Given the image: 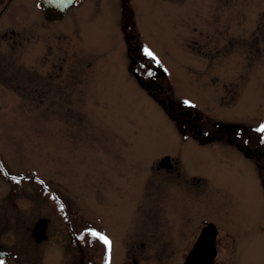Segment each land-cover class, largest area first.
I'll return each instance as SVG.
<instances>
[{
  "label": "rangeland",
  "instance_id": "obj_1",
  "mask_svg": "<svg viewBox=\"0 0 264 264\" xmlns=\"http://www.w3.org/2000/svg\"><path fill=\"white\" fill-rule=\"evenodd\" d=\"M37 2L0 0L7 264H181L206 222L213 264H264V0H78L56 21Z\"/></svg>",
  "mask_w": 264,
  "mask_h": 264
},
{
  "label": "water",
  "instance_id": "obj_2",
  "mask_svg": "<svg viewBox=\"0 0 264 264\" xmlns=\"http://www.w3.org/2000/svg\"><path fill=\"white\" fill-rule=\"evenodd\" d=\"M77 0H38V7L46 20L56 21L62 19L71 6ZM155 75L162 72L156 65ZM162 162L168 164V157L164 156ZM47 220L40 219L35 223L33 235L36 240H40L45 235ZM216 228L211 222L204 223L198 230L190 248L185 254L181 264H213L215 255L214 237Z\"/></svg>",
  "mask_w": 264,
  "mask_h": 264
},
{
  "label": "flooded vegetation",
  "instance_id": "obj_3",
  "mask_svg": "<svg viewBox=\"0 0 264 264\" xmlns=\"http://www.w3.org/2000/svg\"><path fill=\"white\" fill-rule=\"evenodd\" d=\"M124 35L126 37V33ZM130 36H131V34H130ZM126 42H127L126 43L127 49L129 50L130 47H131L130 40L129 41H126ZM133 56H135V55H133ZM193 126H194V128H192V130L194 132V136H195L196 139H198L197 142L200 143V144L207 143V141H209L208 139H210V141H212V142H218V143L222 142V143L231 144V145L235 143L232 140L233 133L229 129H224V131L204 130V129H202L201 126L197 125L196 122L194 123ZM204 139H207V140H204ZM257 156H258L257 157V161L260 159V161L263 164V162H264V149L257 148ZM161 162H162V158L160 160V163ZM259 164H258V166H259ZM161 165H163V164H161ZM168 165L169 164H166L164 166H168ZM262 190H263V193H264V186H262ZM79 229L75 228L74 225H68V226H66V230H67V233H68L67 245H69V248L72 245L71 244L72 239H74V238L75 239H78L77 238L78 234H76L75 232L80 233V232H78ZM85 232H88V229L87 228L85 229ZM80 234H82V233H80ZM69 248H68V250H69ZM215 249H216V246H215ZM15 255L16 254L14 253V251L12 249H9V248L4 247L3 244L0 243V264H7L8 261H9L8 259L11 258V257H14ZM215 255H216V251H215Z\"/></svg>",
  "mask_w": 264,
  "mask_h": 264
},
{
  "label": "snow or ice",
  "instance_id": "obj_4",
  "mask_svg": "<svg viewBox=\"0 0 264 264\" xmlns=\"http://www.w3.org/2000/svg\"><path fill=\"white\" fill-rule=\"evenodd\" d=\"M144 53H145L147 56H149V57H153V58H154V53H153L151 50H149L147 47L144 48ZM158 62H159V61H157V63H158ZM185 103H188V102L185 101ZM257 131L264 132V124H262V125L260 126V128L257 129ZM89 231H90V233H91L92 236H97V237H99V238L103 241V243L108 247L109 250L111 249V244H112V242H111V240H110L106 235H102V234H100V233H98V232H96V231H94V230H89Z\"/></svg>",
  "mask_w": 264,
  "mask_h": 264
},
{
  "label": "trees",
  "instance_id": "obj_5",
  "mask_svg": "<svg viewBox=\"0 0 264 264\" xmlns=\"http://www.w3.org/2000/svg\"><path fill=\"white\" fill-rule=\"evenodd\" d=\"M129 69L131 70V68H129ZM135 76H136V78H137V81L140 82V84L145 88V90L147 91V93L150 94V95H152L154 98L158 99V95H159L160 92L158 93V92H156V90H150V87L147 86L146 82H143V78H140V77L137 76V75H135ZM142 82H143V83H142ZM158 91H159V89H158ZM158 101H160V103L163 104V105H162L163 107H164V105H166V103H165L161 98H159ZM165 107H167V106H165ZM166 109L169 110L168 112H169V114H170V109H169L168 107H167ZM164 110H165V109H164ZM165 111H166V110H165ZM178 119H180V118H178ZM181 121H183V120H181ZM75 233H76V234H79V233H77V232H75ZM89 264H93V263L89 260ZM101 264H107V258H106V260L103 259Z\"/></svg>",
  "mask_w": 264,
  "mask_h": 264
},
{
  "label": "bare ground",
  "instance_id": "obj_6",
  "mask_svg": "<svg viewBox=\"0 0 264 264\" xmlns=\"http://www.w3.org/2000/svg\"><path fill=\"white\" fill-rule=\"evenodd\" d=\"M216 250V249H215ZM213 261H214V257H213Z\"/></svg>",
  "mask_w": 264,
  "mask_h": 264
}]
</instances>
